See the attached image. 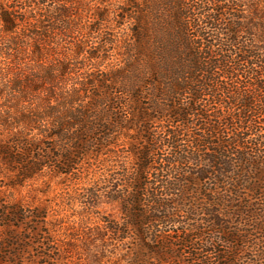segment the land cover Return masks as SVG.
<instances>
[{"label":"trees","instance_id":"trees-1","mask_svg":"<svg viewBox=\"0 0 264 264\" xmlns=\"http://www.w3.org/2000/svg\"><path fill=\"white\" fill-rule=\"evenodd\" d=\"M2 167L8 188L100 170L79 196L122 217L79 223L95 263L264 264V0H0ZM53 216L0 201L28 264L75 244Z\"/></svg>","mask_w":264,"mask_h":264},{"label":"rangeland","instance_id":"rangeland-1","mask_svg":"<svg viewBox=\"0 0 264 264\" xmlns=\"http://www.w3.org/2000/svg\"><path fill=\"white\" fill-rule=\"evenodd\" d=\"M127 31L128 25H125L123 34H126ZM123 156H125V153L121 155L122 161L125 160ZM94 171H96L98 175V171L100 170L93 168L91 175L86 172L81 175L82 178L87 179L84 180L85 182L76 180H57L54 179L52 175H47L44 180L40 179L38 181L25 182L23 186L8 188L5 184L12 181L14 176H9L3 167L0 169V201L4 207L8 209L16 207L22 213H25V215H28L29 209L49 207V210L54 215L50 218L51 222L54 224L53 231H55L56 234L68 233L75 241L71 250L66 246L61 248L62 250L65 249V253L61 251L59 261L54 264H98L95 263L94 260L92 261L90 258L86 257L85 252L83 253L81 249H79V247L82 246L83 239H87V233L89 232L87 223L86 225L79 224L82 220L85 221L87 218L86 214L93 216V221H98L100 217L103 216L121 221L122 213L118 204L110 203L105 196H100L97 201H91L89 204H85L79 196L83 193L84 188L89 187L86 181L90 183L91 181H89V179L93 181L91 177L94 175ZM210 186L211 184H209V187ZM217 191L221 193L220 186H218ZM200 198H202V196H200ZM150 228L153 233H155L154 230H164V228L159 227H154L153 229V224ZM9 233L14 234L17 238L22 237L26 239L24 249L16 251L14 246L10 249L3 250L5 242L9 238ZM155 234L159 235V233ZM205 236L213 235L207 233ZM194 237L195 235H193V238ZM212 240H214V238H212ZM175 244L179 246V243ZM182 251L185 254L183 255L185 263L192 261L194 264H202L201 262L193 260L196 256L191 250L189 253L187 252L188 250H186V252L184 250ZM237 254L242 257L245 255V252L238 251ZM9 256L10 259H8ZM213 260L214 259H212V261ZM210 263L212 262H209V264ZM214 263L215 262L212 264ZM238 263L243 264L241 261ZM0 264H28V224L10 227H5L0 224ZM121 264L125 263L122 261Z\"/></svg>","mask_w":264,"mask_h":264}]
</instances>
